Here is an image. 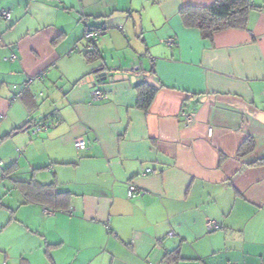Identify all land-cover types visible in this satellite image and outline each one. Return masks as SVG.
<instances>
[{
	"label": "crops",
	"instance_id": "obj_1",
	"mask_svg": "<svg viewBox=\"0 0 264 264\" xmlns=\"http://www.w3.org/2000/svg\"><path fill=\"white\" fill-rule=\"evenodd\" d=\"M215 1L0 0V264H264V0L245 29L184 26L183 6ZM87 26L106 29L92 62ZM138 63L157 89L147 110L114 78ZM100 66L107 97L92 101ZM32 178L68 207L25 201Z\"/></svg>",
	"mask_w": 264,
	"mask_h": 264
},
{
	"label": "trees",
	"instance_id": "obj_2",
	"mask_svg": "<svg viewBox=\"0 0 264 264\" xmlns=\"http://www.w3.org/2000/svg\"><path fill=\"white\" fill-rule=\"evenodd\" d=\"M258 8L251 0H216L211 6H183L179 10L181 20L186 27L199 29L203 37L211 38L213 33L224 29H245L247 16L250 9ZM95 42V41H94ZM87 62L97 59L98 54L93 49L83 53ZM138 92L137 106L147 110L157 89L146 83L135 87ZM24 126L21 127L23 129ZM254 147L251 138L246 139L238 148L239 156L250 152ZM264 163V159L257 162ZM8 169L2 170V175H7ZM25 201L38 202L48 209L64 210L68 207V193L57 190L55 183H41L35 179L18 181ZM169 259V257H168Z\"/></svg>",
	"mask_w": 264,
	"mask_h": 264
},
{
	"label": "built area",
	"instance_id": "obj_3",
	"mask_svg": "<svg viewBox=\"0 0 264 264\" xmlns=\"http://www.w3.org/2000/svg\"><path fill=\"white\" fill-rule=\"evenodd\" d=\"M2 16L8 17L9 13L8 12H2ZM105 30H106L105 26H99V27L87 26L86 27V30L84 32V36L83 37L86 40V46H87L86 48H87L88 51H90L93 48L94 41ZM165 43H166L167 46H172L175 43V41H174L173 38H168L165 41ZM14 57H15L14 54L10 55L11 59H13ZM130 72L132 74H140L142 72L141 64L138 63V64L133 65L130 68ZM24 87H26V85ZM106 97L107 96H106L104 90L102 89V87L99 85V83H96L95 85L91 86V88H90V98H91L92 101L102 100V99H105ZM181 115L183 116V122H184V124L186 126L190 125L195 120L194 114L191 113V112H187L185 110H182L181 111ZM1 117L2 116H0V119H1ZM45 128H46L45 124L34 125L33 128H32V133H36V132L41 131V130H43ZM208 132H210V128H208ZM73 145H74V147L76 149H79V150H83V149H85L87 147L85 142L82 139H80V138L76 139L74 141ZM146 171L149 172L150 169H147ZM138 192H139V189L136 187L135 184L129 183L127 185V188H126L127 197H129V198L133 197ZM44 212L46 214L53 215L56 211L52 210V209H44ZM68 212H71V210H68ZM218 228H219L218 222H216L214 220H208L206 222V229L208 231L215 230V229H218ZM2 264H7V263L3 262ZM231 264H233V263H231Z\"/></svg>",
	"mask_w": 264,
	"mask_h": 264
},
{
	"label": "water",
	"instance_id": "obj_4",
	"mask_svg": "<svg viewBox=\"0 0 264 264\" xmlns=\"http://www.w3.org/2000/svg\"><path fill=\"white\" fill-rule=\"evenodd\" d=\"M103 66L97 67L92 70V72L85 78V81L89 85H95L96 83H100L106 79V71L103 70ZM117 76V77H116ZM137 75L131 74L130 69L126 70L124 75L117 74L114 75L115 79H129L133 86H138L139 84L143 83V79H137Z\"/></svg>",
	"mask_w": 264,
	"mask_h": 264
}]
</instances>
